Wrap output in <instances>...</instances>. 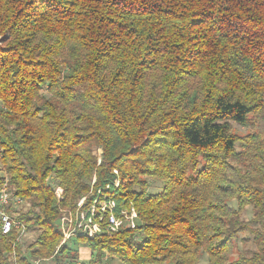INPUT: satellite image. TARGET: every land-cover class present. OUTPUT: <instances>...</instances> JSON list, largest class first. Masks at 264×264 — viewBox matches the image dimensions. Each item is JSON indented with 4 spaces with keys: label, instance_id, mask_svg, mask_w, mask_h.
Here are the masks:
<instances>
[{
    "label": "trees",
    "instance_id": "trees-1",
    "mask_svg": "<svg viewBox=\"0 0 264 264\" xmlns=\"http://www.w3.org/2000/svg\"><path fill=\"white\" fill-rule=\"evenodd\" d=\"M0 172V264H264V0H0Z\"/></svg>",
    "mask_w": 264,
    "mask_h": 264
},
{
    "label": "built area",
    "instance_id": "built-area-1",
    "mask_svg": "<svg viewBox=\"0 0 264 264\" xmlns=\"http://www.w3.org/2000/svg\"><path fill=\"white\" fill-rule=\"evenodd\" d=\"M117 181V185H118ZM83 198L79 205L81 206L84 202ZM22 201L21 198L15 197L12 198L11 194L7 191V189H0V221L2 224L3 233H8L12 229H19V237L18 240H21L24 235L27 233L26 225L20 220L14 218L7 210L8 205L12 203H20ZM96 203L97 199H95L94 204L91 206V211L81 212V219L76 224H71L72 219L69 216H64L62 219V230L64 233V237L62 239V243L70 240L72 237L76 236L78 233L87 234L89 237H94L99 231L102 229L101 222L104 219V215L100 216V220L96 222L93 218L96 212ZM118 206L114 199L106 198L103 200L101 204V212L105 213L106 229L110 232H116L123 225H130L131 227L136 226V218L137 212L134 207L131 208H121L117 210ZM90 214V215H89Z\"/></svg>",
    "mask_w": 264,
    "mask_h": 264
},
{
    "label": "rangeland",
    "instance_id": "rangeland-1",
    "mask_svg": "<svg viewBox=\"0 0 264 264\" xmlns=\"http://www.w3.org/2000/svg\"><path fill=\"white\" fill-rule=\"evenodd\" d=\"M234 127L239 132H245L247 130V127L237 125V124H235ZM0 174H2V172H0ZM150 182L152 184L151 187L149 188L150 192L151 191L152 192H158L160 183L154 179H150ZM15 205H17V204H15ZM26 205H27V203H26ZM233 205L237 206L236 202H234ZM252 216H253V209L251 206H247L243 211V217L251 218ZM34 237H35L34 233L27 231L26 235L23 236L21 241H22V243H26V242L28 243V242H31L32 240H34ZM242 237L246 238V237H248V235L247 234L242 235L234 243L233 248H232V253L235 255L249 254L251 252V250H253L255 248V245L252 242L244 241ZM69 242H71V240ZM80 242H81L80 245L75 246V248L78 249V252H79V256H78V259L76 262L77 264H79L82 261L89 262L88 260L91 257V252H92L91 249L89 248V246H87L86 244H82V241H80ZM101 264H122V263L119 261V259H117V257L109 256L107 253H105L104 254V261ZM198 264H208L207 255H204Z\"/></svg>",
    "mask_w": 264,
    "mask_h": 264
}]
</instances>
